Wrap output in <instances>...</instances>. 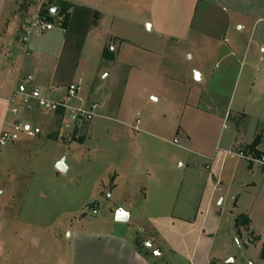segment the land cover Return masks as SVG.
<instances>
[{
  "label": "crops",
  "instance_id": "0c3cea01",
  "mask_svg": "<svg viewBox=\"0 0 264 264\" xmlns=\"http://www.w3.org/2000/svg\"><path fill=\"white\" fill-rule=\"evenodd\" d=\"M18 1L22 0H0V131L15 119L7 112L13 91L37 87L64 99L65 88L72 83L80 85L78 96L84 93L87 106L96 104L94 116L114 120L120 127L114 126L119 135L111 137L112 145L103 147L115 161L93 178L88 190L87 200L95 199L99 210L97 197L103 198L109 211L84 222L81 215H73L75 211L52 218L35 206L22 216L24 204L15 209L8 202L1 213L5 223L0 264H229V254L246 237L262 249L264 164L247 156L243 147L260 135L258 150L264 153V42L242 41L249 34L260 39L264 0H40L36 11L49 1L52 7L60 1L69 3V18L65 28L37 31L27 42L20 40ZM200 5L203 14L216 7L229 15L220 27L233 42L225 38L217 42L211 31H202V22L201 31L194 34ZM30 7L23 13L31 12ZM136 16L157 35L192 39L216 58L207 91L213 96V113L200 109L204 92L199 89L198 107H190L208 117L207 123L199 120V126L202 130L212 125L213 138L201 136L196 142L183 128L186 152L162 150L147 121L142 131L139 117L133 123L126 116L129 79L121 77V71L138 67L122 61L112 46L127 40L119 24L135 25L140 22ZM107 46L114 60L103 58ZM200 68L196 80L206 83ZM108 78L112 81L106 86ZM122 81L124 87L116 94ZM55 117L61 119L60 129L69 128L58 114L53 113L51 121ZM73 136L60 139L69 146L85 140ZM63 163L67 171V159ZM78 191L75 197H81ZM118 209L130 213L128 222L115 221ZM241 214L250 224L237 229ZM8 220L14 223L7 224Z\"/></svg>",
  "mask_w": 264,
  "mask_h": 264
},
{
  "label": "rangeland",
  "instance_id": "374dc122",
  "mask_svg": "<svg viewBox=\"0 0 264 264\" xmlns=\"http://www.w3.org/2000/svg\"><path fill=\"white\" fill-rule=\"evenodd\" d=\"M39 3L40 0L18 1L17 12L21 20V29L26 24V18L31 19L34 14L40 13L42 4L36 11ZM29 7L31 12L23 13ZM203 13H205L204 8L200 5L195 13L193 28L197 27L194 34L201 31L198 25L202 22V31H211L216 36L217 42H225L224 38L227 42H233L232 35L224 33L220 27V24L228 21L227 13L216 7H213V13L208 15ZM136 18L140 21L141 16ZM134 24L127 26L123 22L120 23L118 29L127 40H119L112 46L118 50L122 61L138 67L131 70L128 66L121 71V77L125 74L126 80L129 79L124 107L127 118L135 123L136 118L139 117L142 131L143 123L147 121L153 129L151 133L160 138V146L166 152H186L184 146L187 138L183 134V128L190 131L191 137L196 142L201 136L207 139L213 138L212 125L204 126L202 130L199 126V120L207 123L208 117L190 110L192 106L198 107L196 89H199L204 92L200 109L213 113V96L207 92L213 80V64L216 59L213 58L212 50H206V46H198L192 39L159 36L151 30L150 24L144 25L142 21ZM54 27V31L59 29L57 24ZM36 33L37 30L30 35L31 39L36 38ZM259 37L260 39L256 40L249 34L242 42H264V25L260 27ZM198 49L201 53H198ZM200 57L204 58L203 62H200ZM201 66L204 68L202 71L206 83L196 80L197 73L200 74L199 71L202 69ZM110 78L104 80L106 86L111 83ZM98 80L103 81L100 77ZM123 87L122 81L115 87V93H120ZM83 96L84 93H80L78 97L82 100L75 97L70 104L76 107L81 105L88 107L83 101ZM20 116L21 123L30 125L35 135L28 136L22 133L19 139L0 145V232L5 223L1 213L8 202L15 209L24 204L22 216L33 206L52 218L61 217L64 213L67 217L69 214L66 213L75 211L76 214L73 215H81L84 222L106 214L109 211L107 203L99 197H97L98 213L93 214L91 208L96 201L87 200L88 190L93 178L109 163L115 161L114 154L104 153L103 147L112 145L111 137L119 135L114 126L120 127V125L114 120L96 115L88 123H82L80 126L70 125L63 131L60 129L59 117L51 121L53 113L22 108ZM50 122L51 125L47 126ZM131 132L137 135L132 129L129 133ZM74 133L75 136H83L85 140L69 146L60 139V137L66 139ZM175 139L179 140V145L182 147L175 144ZM246 147H243L245 153ZM60 157V162L67 159L69 166L67 171L58 169L56 160ZM75 190H79L81 197L84 195L83 200L81 197H75ZM8 221L7 224L14 223L12 220ZM141 229H138L139 234H143ZM64 231L59 230L62 234ZM231 261L232 264H264L260 245L251 242L249 237L243 239L241 245L235 247L229 254L227 263Z\"/></svg>",
  "mask_w": 264,
  "mask_h": 264
},
{
  "label": "built area",
  "instance_id": "2783aa9c",
  "mask_svg": "<svg viewBox=\"0 0 264 264\" xmlns=\"http://www.w3.org/2000/svg\"><path fill=\"white\" fill-rule=\"evenodd\" d=\"M53 17V22H47L44 21L38 13L34 15L22 27V36L20 40L22 42H27L30 35L36 30L38 32H44L53 29L56 24L61 26L63 17L56 15H53ZM28 80L32 81L33 77H28ZM65 89L66 94L64 99L53 98L48 92L37 87L29 90L23 89L13 91L7 101V112L15 119L10 123L9 127H3L1 129L0 145H5L8 142L19 139L22 133L28 136L35 135L29 125L21 123L20 119H18L22 108L29 111H44L58 114L68 126H80L82 123L92 121L97 108L96 104L88 105V107L84 105L76 107L70 104V101L78 96L81 89L80 85L72 83ZM175 142H178V140H175ZM91 211L93 214L97 213L98 206L96 203L91 208Z\"/></svg>",
  "mask_w": 264,
  "mask_h": 264
},
{
  "label": "trees",
  "instance_id": "16d2710c",
  "mask_svg": "<svg viewBox=\"0 0 264 264\" xmlns=\"http://www.w3.org/2000/svg\"><path fill=\"white\" fill-rule=\"evenodd\" d=\"M51 1H49L48 3H44L42 4V10L40 11L39 15L40 17L47 22H53L54 21V17L51 14V9L53 8L51 6ZM57 7L59 8L58 13L56 14V16H60L63 17V23L61 24L62 27H66L68 18H69V8H70V4L67 2H63L60 1L57 4ZM103 58L108 59V60H114L115 59V54L114 52L111 51L110 47H105L104 51H103ZM76 131V130H75ZM76 133H74L73 138L77 139L79 141H82L84 139L83 136L79 137V138H75ZM260 144V135H257L255 137V139L253 140V142L248 145L246 147V154H248L252 159H257L260 160L263 164H264V153L258 150V146ZM251 164V162H250ZM250 224V219L247 215L245 214H241L237 217L235 225L236 228L239 229L240 226H249ZM138 244H140L139 241H137ZM261 258L264 259V241L262 243V249H261ZM232 264V263H229Z\"/></svg>",
  "mask_w": 264,
  "mask_h": 264
},
{
  "label": "water",
  "instance_id": "95a60500",
  "mask_svg": "<svg viewBox=\"0 0 264 264\" xmlns=\"http://www.w3.org/2000/svg\"><path fill=\"white\" fill-rule=\"evenodd\" d=\"M58 11H59V8L58 7H53L52 9H51V14L52 15H56L57 13H58ZM197 78H199V76H198V74H197ZM58 169L60 170V171H65V165H64V163H63V161H61V162H59V164H58ZM114 218H115V221H117V222H123V223H126V222H128L129 220H130V213L129 212H126L125 210H123V209H118V210H116V212H115V216H114ZM151 243L150 242H148L147 243V246L148 247H151ZM232 262V261H231Z\"/></svg>",
  "mask_w": 264,
  "mask_h": 264
}]
</instances>
